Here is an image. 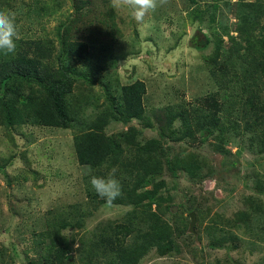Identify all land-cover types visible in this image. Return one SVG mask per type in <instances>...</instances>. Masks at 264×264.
Returning a JSON list of instances; mask_svg holds the SVG:
<instances>
[{
  "label": "rangeland",
  "instance_id": "rangeland-1",
  "mask_svg": "<svg viewBox=\"0 0 264 264\" xmlns=\"http://www.w3.org/2000/svg\"><path fill=\"white\" fill-rule=\"evenodd\" d=\"M239 4L197 0L192 11L187 0H168L137 23L127 10L114 9L110 0H0V9L15 14L21 37L16 52L26 43L42 41L56 48L53 56L63 40L89 46L86 61L63 58L76 76L89 77L73 83L70 97V108L80 109V120H93L107 108L104 84H111L117 97L121 86L137 80L146 85L145 116L153 126L143 128L137 142L158 138L153 114L184 110L218 119V131L205 141L197 132L193 139L161 140L166 152L157 153L162 170L151 178L152 186L141 190L164 183L158 194L169 200L160 204L158 216L170 225L174 248L164 256L152 249L137 264H264V193L255 188L259 181L264 185V152L257 147L264 130L237 122L253 91L264 102V85L244 77L249 63L226 59L229 38L224 32L239 40V19L249 14ZM193 36L200 48L190 47ZM218 37L223 40L222 54L215 63ZM16 52L0 53V59ZM50 67L58 69L54 57ZM225 69L231 75L224 76ZM129 125L143 127L137 120ZM233 125L239 126L231 129ZM127 129L111 122L105 133L112 136ZM76 131L31 122L12 128L0 125V264H46L45 258L52 261L46 247L56 249L59 242L70 248L68 264H83L80 244L99 243L132 211L116 201L108 206L94 192L88 169L76 160ZM166 159L172 160L175 171L194 160L199 170L196 175L177 170L174 178ZM107 173L92 170L91 175ZM118 173L125 174L120 169ZM190 213L195 215L193 232ZM213 232L226 239L221 248L209 246ZM97 259L110 264L107 253Z\"/></svg>",
  "mask_w": 264,
  "mask_h": 264
},
{
  "label": "trees",
  "instance_id": "trees-1",
  "mask_svg": "<svg viewBox=\"0 0 264 264\" xmlns=\"http://www.w3.org/2000/svg\"><path fill=\"white\" fill-rule=\"evenodd\" d=\"M187 1L191 8L197 3V0ZM239 2V7L246 8L249 14H243L239 19L240 41L230 36L228 30L224 32L229 38L227 63L235 64L240 60L249 63L250 66L246 68H249V71L243 70L244 77H252L264 85V0ZM200 12L202 11L199 9ZM198 42L197 36H193L190 47L200 48ZM50 44L48 41L26 43L25 49L17 51L14 56L0 59V125L12 128L31 122L43 127L77 129L74 147L78 165H90L92 170L97 172L106 170L109 173L112 167L118 169L116 178L120 181L122 195L115 201L122 205L128 204L132 211L123 222L108 229L109 236L102 235L99 243L88 240L80 244L79 252L83 264H99L100 259L97 257H103L106 253L110 264H137L152 249H155L158 256L168 254L174 248L171 227L158 216L160 204L169 200L158 194V189L163 187L164 183L155 185L151 190L141 189L151 185V178L162 170L157 153L166 155V152L162 149L161 140L170 138L179 142L193 139L197 132L205 141L204 137L209 133L218 131V119L209 115L203 116L199 112L197 115H189L184 110L170 111L164 115L153 114L158 130L160 129L158 138H152L145 143L137 142L136 139L142 135L143 128H153L151 121L145 116L144 98L147 88L144 82L137 80L121 86L117 97L110 91L111 84H104L107 108L93 120H80L76 116L80 109L70 108V97L73 83L79 78L89 81V77L82 74L76 76L74 69L64 65L63 58L86 61L90 58L91 51L86 43H65L63 40L59 54L53 56L56 48H51ZM222 45L223 40L218 37L215 44V63L222 54ZM53 57L58 62V69L55 71L50 67ZM222 73L224 76L231 75L227 69ZM260 98V93L256 91L246 97L241 110L242 117L237 120L238 124L243 122L247 126H258L264 130V102ZM134 120L143 127L129 125ZM251 121L255 124H251ZM111 122L119 123L128 129L108 136L105 129ZM233 126L231 129L239 125ZM220 131L224 133L223 129ZM257 147L264 152V133L259 138ZM177 160L178 157L174 158V165ZM166 164L174 178L177 170L193 172L194 175L199 170L195 160L180 166L176 171L172 160L166 159ZM177 164L179 166L182 163L178 161ZM119 169L125 174L120 176ZM255 188L264 193L261 181L257 182ZM138 190H141V193ZM154 206L157 211L153 212ZM211 235L209 246L221 248L226 239L214 237V232ZM234 238L231 236L230 240L233 241ZM51 243L53 244L52 240ZM59 245L56 249L53 248L54 245L51 248L46 247L48 257L52 259L50 261L45 258L46 264L69 263L70 248L62 247L61 242Z\"/></svg>",
  "mask_w": 264,
  "mask_h": 264
},
{
  "label": "clouds",
  "instance_id": "clouds-1",
  "mask_svg": "<svg viewBox=\"0 0 264 264\" xmlns=\"http://www.w3.org/2000/svg\"><path fill=\"white\" fill-rule=\"evenodd\" d=\"M111 6L117 10H127L137 23H143L146 16L154 13L158 7L168 3V0H110ZM20 34L15 22V14L6 9H0V53L7 56L17 50ZM90 175V185L97 196L110 206L122 195L120 181L116 178L118 169L112 167L106 177L91 175L90 165L85 166Z\"/></svg>",
  "mask_w": 264,
  "mask_h": 264
},
{
  "label": "water",
  "instance_id": "water-1",
  "mask_svg": "<svg viewBox=\"0 0 264 264\" xmlns=\"http://www.w3.org/2000/svg\"><path fill=\"white\" fill-rule=\"evenodd\" d=\"M194 223H195V215H194V213H190V228H189V232H193Z\"/></svg>",
  "mask_w": 264,
  "mask_h": 264
}]
</instances>
